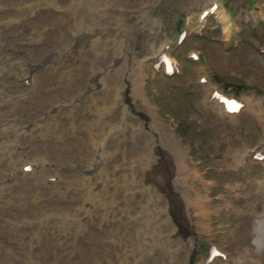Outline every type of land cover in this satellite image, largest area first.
<instances>
[{
	"label": "rangeland",
	"instance_id": "obj_1",
	"mask_svg": "<svg viewBox=\"0 0 264 264\" xmlns=\"http://www.w3.org/2000/svg\"><path fill=\"white\" fill-rule=\"evenodd\" d=\"M70 1L67 0L68 3ZM213 1L222 12L228 30L227 25L224 27L216 14L203 18L205 28L200 29V16L210 8L211 0H115L112 5H108L107 15L103 17L101 25L124 23L127 20L133 26L141 9L147 8L150 13L146 15L151 18L146 20V26H142L143 29L135 26L129 30L127 44H130L132 56L136 60H142L153 45L155 50H167L176 63L172 74H167L162 64L158 71L155 66L149 69L144 89L150 104L175 129L197 171L182 173V185L187 183L189 186L184 188V194L186 191L190 195L188 200L182 197L185 201L183 208L192 218L199 219L198 226H179L181 230H177L179 240L187 245L192 239L196 251L190 263L187 257L182 262L204 264L210 250L216 246L222 255L216 256L209 264H264V231L261 236L253 237V233L257 234L256 226L260 225L264 229V0ZM0 4L5 5L6 16L16 17V6L20 5L25 6L27 16L22 28H19L17 18L13 21L3 20L4 23L0 20V32L4 30L8 42L6 50L15 54L12 58L18 57L24 61L33 60L39 54L48 57L44 64L40 62L38 69L54 75V86L61 92L53 97L51 89L44 88L43 83H40L41 89L38 92L42 97L41 104L32 101L36 92L33 81L29 85L34 87L30 88L31 93L26 89L25 83H19L13 90L22 95L23 102L26 103L24 110L28 115H35L47 106L54 105V116L61 119L59 131L54 129L53 140L52 135L47 136L50 134L48 130L43 137L37 139L38 151H44L46 143H49L51 149L54 148V152L49 148L45 159H50L59 168L53 170L54 183L49 182L40 187V195H44L41 196L44 197L41 202L52 201L56 207L73 208L76 202L81 201L82 196L73 191L75 195L69 194L65 188L70 182V170L78 166L66 153H73L80 144L84 147L80 149L86 151L87 138L98 128H102L104 142L115 146L121 155L130 153L137 147L152 152L155 137L147 126L141 125L143 120L151 122L150 117L147 113H144L141 120L136 117L134 110L139 104L133 95L130 98L134 108L129 111L117 96L114 101L101 106L76 97L73 90L82 87L83 82V78L79 76L81 73H90L89 68L82 72L78 64L82 63L81 58L86 50L99 49V45L92 44L89 48L74 45V31L70 22L65 21L62 29H58L59 25L53 22L51 14L55 19L62 11L58 4L49 2L34 13L28 10L30 1L27 0H0ZM84 4L85 1H82L80 6ZM49 11L52 13L48 18L35 17L38 14H49ZM45 26H48L50 32H54V39L47 40L44 31H38ZM184 27L189 28V34L180 44H176ZM190 29L194 33L190 34ZM34 30L35 40H29V35ZM18 37L24 41H18ZM121 37L123 35L119 36ZM102 51L109 52L104 43ZM193 53H196V57H193ZM120 66L121 64L107 68L106 71L117 75ZM23 68H28L27 64ZM5 70L8 81L15 84L13 76L17 67H6ZM66 74H75L74 80L71 77L65 78L63 75ZM202 78L205 81H201ZM212 89L222 90L228 97L242 101L243 108L234 117L218 111L213 106L216 102H213V97L208 93ZM97 91L101 94L113 91L111 81H100V85L93 88L92 93ZM46 103L48 104L45 105ZM125 112L127 115H124ZM124 117L129 121H124ZM41 128L44 129V126ZM163 140L166 138L158 137L159 143ZM257 151L262 154L259 158L255 157ZM242 154L244 156L240 157ZM125 158L106 167L107 180L117 178V181L112 182L117 192H112L111 195L126 199L130 204H135L138 199L145 200L153 194L161 196L163 201L167 200L160 190H153L142 182L130 185L118 178L120 174L114 175L122 171L121 175L132 177L131 173L136 171V158ZM143 170L145 172L146 169L141 168L142 174ZM140 172L136 171L135 183L139 181ZM27 176L20 177L19 182L31 185L32 178ZM51 185H54L52 196ZM19 187V184H15L12 190L18 192ZM96 190L90 188L92 193H96ZM28 201V204L32 203V199ZM187 204L189 209L186 208ZM147 211H150V217L156 212L163 213L160 208L145 212ZM117 224L114 221H104L101 227L90 226L85 235L72 245L78 252L69 257L61 256L63 246L54 238V255L59 259L56 263L54 257V264H103L104 257L113 255L117 248L115 236L109 234L105 237L104 230ZM0 238L4 244H10L7 247H13L18 253V244L13 242L10 232L0 233ZM51 241L52 239L43 243L42 251L36 253L37 257L51 255L48 251ZM72 246L68 248H73ZM156 254L161 255L163 260L168 258L161 246L153 248L151 257ZM20 256L14 264H27L24 256ZM0 257H9L7 248L0 249Z\"/></svg>",
	"mask_w": 264,
	"mask_h": 264
},
{
	"label": "bare ground",
	"instance_id": "obj_2",
	"mask_svg": "<svg viewBox=\"0 0 264 264\" xmlns=\"http://www.w3.org/2000/svg\"><path fill=\"white\" fill-rule=\"evenodd\" d=\"M27 1H30L28 10L33 13L39 8H44L49 2L53 4L55 2L62 10L59 16L54 19L52 12L49 11V14H38L39 16L35 17L48 18L51 14L53 22L55 21L59 25L58 29H62L64 22L69 21L74 31V45L77 47L82 45V47L89 48L96 43L99 45V49L86 50L81 58L83 61L78 64V67L82 72L85 68H89L90 73L87 75L81 73L79 77L83 78L82 87H77L73 92L79 99L84 98L82 101L87 99L88 102L98 106L114 101L117 96L128 111L134 108L131 100V95H133L139 104V107L134 110L136 117L141 120L144 113L150 117L151 122L143 120L141 125L147 126L149 132L154 135L155 139L152 144L154 150L149 152L148 149L137 147L130 153L121 155L115 146L104 142L102 128H98L87 138L86 151L83 152L80 149L84 148L80 144L73 153H66L71 157V161L78 166L70 170V182L67 183L70 187L65 186V188L69 194L74 192L76 195L82 196L81 201L78 199L79 201L77 200L78 202L74 204L73 208L56 207L52 201L41 202V199L44 198L41 196L44 195H40V187L49 182L53 184L55 172L53 170L54 168L59 170V168L57 169L58 166H54V162L50 159H45L49 148L51 152H54V148L51 149L49 143H46L45 150L38 151L37 139L43 137L48 130L50 134L47 136L52 135L53 137H50L53 140L54 129L59 131L61 119L59 116H54V112L56 113L54 105L47 106L46 109H42L35 115H28V112L24 110L26 103L23 102L22 95L14 93L16 91L13 90L22 81L31 80L36 88L32 101L41 104L43 103L41 102L42 97L38 92L41 89L40 83H43L44 88L51 89L53 97L58 96L61 92L54 86V75L49 72H40L38 69L40 62L44 64L48 57L39 54V57L36 56L33 60L26 59L25 61L18 57L12 58L11 56L15 54H10L9 50H6L8 42L3 33L4 30H2L0 32V68L7 65L11 67L10 69L17 67L18 70L13 76L15 84H11L6 74H3L1 70L3 68L0 69V233L10 232L13 242L18 244V253L24 256L23 259L27 264H54V257L56 263L59 261L57 255H54V238L58 244L63 246L61 256L69 257L78 252V249L72 245L85 235L84 233L90 226L101 227L104 221H114L118 224L105 229L104 236L108 237L109 234H113L117 248L113 251V255L104 257L103 264H184L182 260L187 258L190 263V259L196 252L194 242L191 239L187 245H184L183 240H179L177 230H181L179 226H196L199 223L197 221L199 219L192 218L191 214L183 208L184 199L188 200L190 195L186 191L184 194L183 191L184 188H189L188 184L182 185L183 172L192 171L195 173L197 171L192 166L189 153L181 139L174 133L170 124L151 106L145 93L144 84L147 74L145 66L148 61H153L154 57L152 56L156 55L159 49L155 50L151 44L147 55L142 60H136L132 56L130 44H127L129 30L135 26L143 29L142 26L147 24L146 20L151 18L150 15H146L150 11L147 8L141 9L133 26L127 20L124 23L116 21L117 23L101 25L104 22L103 17L107 15L108 5H112L115 0H71L70 3L67 0ZM82 1H85V4L80 6ZM16 7L18 14L15 15L16 17H10L6 16L5 5L0 4V20L13 21L17 18L19 28H22L27 20L25 6ZM216 14L221 18L223 26H226L223 15L219 11ZM42 29L38 31H44L43 33L48 37L47 40L54 39V32H50L48 26ZM226 29L228 30V25ZM34 32L35 30L29 35V40H35ZM120 35L123 37L119 38ZM103 37L106 39L103 40ZM17 39L24 41L20 37ZM102 43L105 44L110 54L102 51ZM17 59L21 60L23 66L27 64L28 68H22L14 61ZM120 64V71L117 75L106 71L107 68L111 69ZM63 76L71 77L73 81L75 74ZM100 81L107 83L111 81L113 91L104 94L99 91L92 93L93 88L100 85ZM30 88L34 87L26 86V89L31 93ZM218 97L222 96L213 95L215 100ZM221 105L219 103L218 107L215 104V107L220 110L223 107L231 114H236V111L230 109L234 106L233 99H226ZM124 115H127V112ZM90 116L92 117V115ZM123 120L129 121L126 117ZM42 126L44 129L41 128ZM152 127L154 129H151ZM158 137H165L166 140L159 143ZM125 157L136 158L137 167L134 166L135 170L140 172L141 168H145V172L143 170V174L140 172V175L137 173L139 179L137 183L134 180L136 171L131 173L133 178L121 175L122 171L114 173V175L120 174L118 178L127 181L130 185H138L142 182L153 190L154 188L160 190L167 200L163 201L161 196L153 194L147 196L145 200L138 199L135 204H130L126 199L111 195L112 192H117V188L112 186V182L117 181V178L107 180L106 167H110L114 162L122 161ZM27 175L32 178L31 185L24 181L22 184L18 180ZM110 175L112 176L111 173ZM16 181L18 182L16 183ZM15 184L20 185L18 192L12 190ZM90 188L97 189L96 193H92ZM50 189V196H52L54 195V185H51ZM136 196L140 197L137 193ZM29 199H32V203L28 204ZM154 208H160L163 213L156 212L150 217V211L145 212ZM186 208L189 209L188 204ZM67 229L70 231L68 232ZM262 231L264 229L260 225L256 226L257 234L253 233V237L261 236ZM50 239L52 241L48 251L51 252V255L37 257V251L41 252L43 243ZM7 245L10 244H4L0 238V249L7 248L9 252L8 258L0 257V264H14L15 260L21 258L13 247H7ZM71 246L73 248H68ZM156 246H161L163 251L168 254L167 260L161 259L159 254L151 257L152 250ZM183 251L186 253L184 254ZM21 252L23 253L21 254ZM188 261L185 264H188Z\"/></svg>",
	"mask_w": 264,
	"mask_h": 264
}]
</instances>
